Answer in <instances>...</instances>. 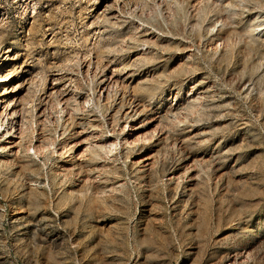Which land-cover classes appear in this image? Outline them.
Instances as JSON below:
<instances>
[{
  "label": "rangeland",
  "instance_id": "rangeland-1",
  "mask_svg": "<svg viewBox=\"0 0 264 264\" xmlns=\"http://www.w3.org/2000/svg\"><path fill=\"white\" fill-rule=\"evenodd\" d=\"M8 54L0 264H264V0H0Z\"/></svg>",
  "mask_w": 264,
  "mask_h": 264
},
{
  "label": "bare ground",
  "instance_id": "bare-ground-1",
  "mask_svg": "<svg viewBox=\"0 0 264 264\" xmlns=\"http://www.w3.org/2000/svg\"><path fill=\"white\" fill-rule=\"evenodd\" d=\"M6 52H11V49L6 50ZM18 54L15 55H11L8 54L6 55V57H4L1 61H0V112H5L8 121L13 122L14 127H16V120H14L13 115L15 112H17V105L18 102L21 100V96L19 95V92L21 91L22 87H19L20 84L15 85L12 89L9 88L10 83L12 82V71H10V66L12 65L13 61L17 60L18 58ZM24 64V63H23ZM29 71V70H28ZM37 78V76H36ZM33 79L32 77H28V79H26L27 81H25L26 83ZM36 80V79H35ZM34 80V81H35ZM33 81V80H32ZM24 82V83H25ZM56 82V81H55ZM54 82V83H55ZM59 83V81H58ZM31 85V84H30ZM22 86V85H21ZM24 87V86H23ZM52 88H54L55 86H51ZM57 90V89H56ZM53 91V90H51ZM50 93V92H49ZM49 95V94H48ZM51 95V94H50ZM49 97V96H48ZM23 101V100H22ZM20 103V102H19ZM22 104V103H21ZM20 104V105H21ZM21 109V108H19ZM2 114V113H1ZM19 115V114H18ZM17 115V116H18ZM2 117V116H0ZM5 117V115H4ZM20 118V117H19ZM6 122V120H5ZM9 122V123H10ZM18 122V121H17ZM20 127V126H19ZM11 129V128H10ZM18 129V128H17ZM8 129H5V132ZM13 130V129H12ZM11 131H9L8 133H10ZM16 133V132H15ZM20 133V132H19ZM14 135V134H13ZM11 139L9 140V143H12V146H14L17 142H15L14 139H12V137H10ZM17 145V144H16Z\"/></svg>",
  "mask_w": 264,
  "mask_h": 264
}]
</instances>
